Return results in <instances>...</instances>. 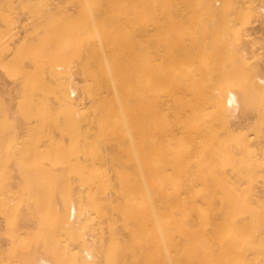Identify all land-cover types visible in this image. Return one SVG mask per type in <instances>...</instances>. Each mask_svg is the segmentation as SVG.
Wrapping results in <instances>:
<instances>
[{
  "label": "bare ground",
  "instance_id": "obj_1",
  "mask_svg": "<svg viewBox=\"0 0 264 264\" xmlns=\"http://www.w3.org/2000/svg\"><path fill=\"white\" fill-rule=\"evenodd\" d=\"M256 21L264 0H0V181L24 201L4 212L43 224L4 256L264 264Z\"/></svg>",
  "mask_w": 264,
  "mask_h": 264
},
{
  "label": "rangeland",
  "instance_id": "obj_2",
  "mask_svg": "<svg viewBox=\"0 0 264 264\" xmlns=\"http://www.w3.org/2000/svg\"><path fill=\"white\" fill-rule=\"evenodd\" d=\"M250 27V32L252 33V36L254 35L257 37L258 36V44L261 47L260 50L262 49L264 51V25L260 24V21L254 22V25H248ZM252 28V29H251ZM252 30V31H251ZM255 33V34H254ZM251 36V37H252ZM261 39H260V38ZM249 38V37H248ZM260 39V40H259ZM257 44V46H258ZM258 46V47H259ZM1 66H0V71H1ZM3 71V70H2ZM1 71V72H2ZM1 74V73H0ZM6 81H11L8 79V76H5L4 73H2V76ZM78 81L79 78H77ZM81 97V96H80ZM84 101L88 102V99L84 98ZM235 121V120H234ZM233 121V123H234ZM236 121L235 123H237ZM17 185L14 182V179H11L10 181L4 182L0 181V264H24L21 261H12L9 260V258L5 257L4 254L2 253V250L7 246L9 239H10V233L7 231L10 227L16 226L17 224H29L31 226H43L42 222L39 220V218L36 216L30 217L29 220L24 222L23 217L21 216L20 218H17L15 215H12L10 218H7L5 216L4 212V203H7L9 206H14L17 203L24 202L23 197H22V192L21 189H18L16 187ZM86 187V186H85ZM73 189H74V198H70L67 203L68 205H72L73 203L77 204V206H83L84 198H86L85 194L79 195V191L83 189V187L79 186L77 183L73 184ZM30 199V203L34 204L36 203L37 197L32 196ZM64 197L60 195H56V201L62 205L64 201H62ZM66 203V202H65ZM63 203V204H65ZM94 223V222H93ZM98 229L97 224H92L88 226H84L81 229H79L81 232L76 233L74 236H61L62 239H66L65 241L68 242L66 244L72 243L71 241L74 242H83L85 239H88L89 234H92L94 231ZM78 232V230H77Z\"/></svg>",
  "mask_w": 264,
  "mask_h": 264
}]
</instances>
